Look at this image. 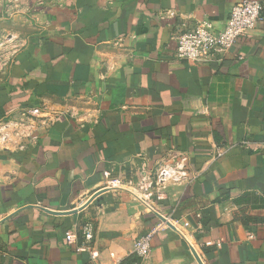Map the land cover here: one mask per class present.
I'll return each mask as SVG.
<instances>
[{
  "label": "crops",
  "instance_id": "crops-1",
  "mask_svg": "<svg viewBox=\"0 0 264 264\" xmlns=\"http://www.w3.org/2000/svg\"><path fill=\"white\" fill-rule=\"evenodd\" d=\"M238 1L0 0V118L45 107L33 147L0 150V264H120L160 215L139 264H264V0L228 50L175 55ZM175 151L194 180L133 196Z\"/></svg>",
  "mask_w": 264,
  "mask_h": 264
},
{
  "label": "built area",
  "instance_id": "built-area-1",
  "mask_svg": "<svg viewBox=\"0 0 264 264\" xmlns=\"http://www.w3.org/2000/svg\"><path fill=\"white\" fill-rule=\"evenodd\" d=\"M262 10L263 4L259 0H240L231 7L229 17L221 29H217L208 19L198 21L176 36V57L193 62L210 61L215 52L228 50L240 37L246 35L262 17ZM206 110L207 107L202 104L196 113L205 115ZM44 112L45 107H34L0 118V150L17 151L33 147L39 138V126L35 118ZM242 143L247 145L249 142L244 140ZM222 155L223 151L218 149L216 157ZM194 177L189 154L175 151L161 158L153 170L142 167L139 178L133 180L129 188L133 196L149 205L150 198L160 197L161 189L167 183L186 184L193 181ZM168 225L160 220L146 234L138 237L134 243V253L141 259L146 258L152 249L153 236ZM83 235L87 241L93 239V221L83 225Z\"/></svg>",
  "mask_w": 264,
  "mask_h": 264
},
{
  "label": "trees",
  "instance_id": "trees-1",
  "mask_svg": "<svg viewBox=\"0 0 264 264\" xmlns=\"http://www.w3.org/2000/svg\"><path fill=\"white\" fill-rule=\"evenodd\" d=\"M139 261V257L133 254L124 259L120 264H139Z\"/></svg>",
  "mask_w": 264,
  "mask_h": 264
},
{
  "label": "water",
  "instance_id": "water-1",
  "mask_svg": "<svg viewBox=\"0 0 264 264\" xmlns=\"http://www.w3.org/2000/svg\"><path fill=\"white\" fill-rule=\"evenodd\" d=\"M159 217L161 220L167 222L171 227H173V225L166 219V217H164L162 215H160ZM192 252H193L194 256L196 257V259L198 260V262L200 264H203L202 261L200 260L199 256H198V254L196 253V251L194 249H192Z\"/></svg>",
  "mask_w": 264,
  "mask_h": 264
}]
</instances>
